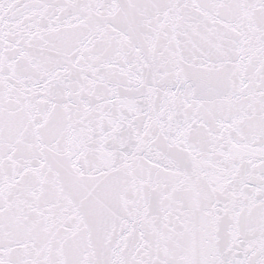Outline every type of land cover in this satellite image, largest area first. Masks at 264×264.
<instances>
[{"label": "snow or ice", "instance_id": "snow-or-ice-1", "mask_svg": "<svg viewBox=\"0 0 264 264\" xmlns=\"http://www.w3.org/2000/svg\"><path fill=\"white\" fill-rule=\"evenodd\" d=\"M0 264H264V0H0Z\"/></svg>", "mask_w": 264, "mask_h": 264}]
</instances>
